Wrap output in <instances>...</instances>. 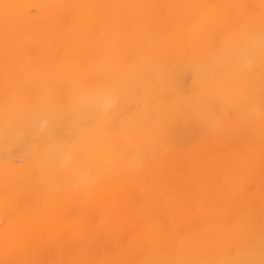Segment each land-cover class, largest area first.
<instances>
[{
  "label": "bare ground",
  "instance_id": "bare-ground-1",
  "mask_svg": "<svg viewBox=\"0 0 264 264\" xmlns=\"http://www.w3.org/2000/svg\"><path fill=\"white\" fill-rule=\"evenodd\" d=\"M0 264H264V0H0Z\"/></svg>",
  "mask_w": 264,
  "mask_h": 264
},
{
  "label": "clouds",
  "instance_id": "clouds-1",
  "mask_svg": "<svg viewBox=\"0 0 264 264\" xmlns=\"http://www.w3.org/2000/svg\"><path fill=\"white\" fill-rule=\"evenodd\" d=\"M111 103H114V101H108V100H105V104H106V106H111Z\"/></svg>",
  "mask_w": 264,
  "mask_h": 264
}]
</instances>
